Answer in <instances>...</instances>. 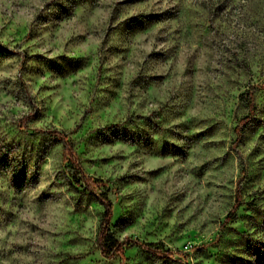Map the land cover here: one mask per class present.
Segmentation results:
<instances>
[{
    "label": "rangeland",
    "instance_id": "1",
    "mask_svg": "<svg viewBox=\"0 0 264 264\" xmlns=\"http://www.w3.org/2000/svg\"><path fill=\"white\" fill-rule=\"evenodd\" d=\"M182 262L264 264V0H0V264Z\"/></svg>",
    "mask_w": 264,
    "mask_h": 264
},
{
    "label": "trees",
    "instance_id": "2",
    "mask_svg": "<svg viewBox=\"0 0 264 264\" xmlns=\"http://www.w3.org/2000/svg\"><path fill=\"white\" fill-rule=\"evenodd\" d=\"M241 101L243 102L247 115L241 118L238 121V124L235 128V143L237 147V143L241 140L243 136L244 129L247 123L250 121L255 112V96L254 89L248 88L242 95ZM49 133L58 138L62 142V150L63 156L68 162V164L74 170V174L72 177L74 178L76 183H81L83 188L89 192L90 195L94 196L96 201L102 206L103 213L99 222L98 231L95 238V244L103 257L111 258L116 254H120L124 251L126 244L131 243L133 241L129 239H118L116 238L111 230L110 223L113 215L112 211V203L108 197L106 191H103L101 188L103 186L101 180H97L86 174L84 171L77 152L73 146L71 140L67 137V135L59 130H49ZM242 205L241 191L238 187L235 193V200L231 210L228 212L226 217L223 220V223H228L232 216L236 213L238 208ZM138 246L146 249L149 253L160 257V258H172L175 254L180 255L181 252H171L169 250H160L149 244H143L140 242H133ZM182 264H184L182 262Z\"/></svg>",
    "mask_w": 264,
    "mask_h": 264
}]
</instances>
